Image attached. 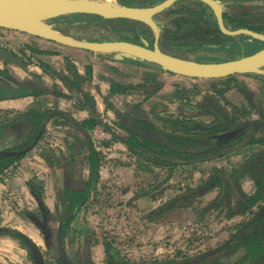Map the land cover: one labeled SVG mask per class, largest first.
I'll return each mask as SVG.
<instances>
[{
  "label": "flooded vegetation",
  "instance_id": "obj_1",
  "mask_svg": "<svg viewBox=\"0 0 264 264\" xmlns=\"http://www.w3.org/2000/svg\"><path fill=\"white\" fill-rule=\"evenodd\" d=\"M182 1L187 0H181L175 3L172 7L154 17L155 20L157 16L167 12L175 14V18L172 20V23L176 26L175 30H168L165 33L166 35H162L159 29L160 37L158 44L163 52L181 58H185L184 53H191L195 55L196 58H212L214 56L231 60L253 54L261 49H264V41L256 39L252 36L245 34L227 35L223 33L218 25L213 10L203 2L201 3L206 5L211 10L213 15L211 20L195 18L191 19L190 15L187 13H181L180 10L184 11L188 8H200L202 5L198 3H192L191 6L180 4ZM216 1L222 8L224 26L227 30L235 31L239 29H247L254 33L264 35V0H251V11L235 12L236 14L234 16H231L229 12L225 10V7H223L221 2L218 0ZM176 5H181V8H174ZM133 6L139 5L133 4ZM94 17H85V21L95 19ZM186 17H188V19ZM69 19L70 18L67 16L60 17L51 23L56 24L64 22L66 24L69 23ZM100 20L102 21V19ZM128 22H131L129 24H133V32L131 35H128L126 32L118 31L122 36H125L126 39L102 37L100 39L89 40H121L141 45H144V41H146L150 48H154L153 46L155 42V36L153 29L147 25L145 26L147 33L153 34L152 37H149V35L143 34V23H135V21L129 20ZM178 22L180 25H178ZM69 24H71V22ZM166 39H171L172 42L166 41ZM176 41L183 42L176 43ZM0 48L9 50L3 46H0ZM11 52L14 53L15 56L19 57L15 52ZM41 53L50 54L43 51H41ZM100 55L105 56L110 60H115L114 55L118 54ZM21 59L23 60V58ZM1 60L5 64H11L6 60ZM23 61L25 67L28 69L26 71L19 66L14 64L11 65L16 66L22 69L25 73L29 74L30 68L28 63L25 60ZM41 63L45 64L46 66H42ZM37 66L41 69L51 72L57 76V78H59L58 75L60 74L54 72L53 69L45 62H39ZM1 70L7 69L1 67ZM159 70L165 72L160 68ZM171 75L179 76L175 74ZM37 76L39 77L40 75L38 74ZM232 77H234L235 80L228 82V78ZM0 78L2 83L5 85H11L13 87L17 86L16 88L23 86L29 89L33 88L35 90H41L35 86L16 81L10 76V72L8 76ZM228 78L209 80L212 81L211 86L213 91L199 95L196 101L188 99L184 100V107L182 110L185 111L187 116L175 118L168 129L156 124L148 116L149 114H146V112L141 108L138 111L135 110L133 107L136 104L134 106L128 105L127 107H131L132 109H123L122 111L126 112H121L122 114L117 112L120 121L118 125H115L119 129L114 125L111 126L112 122L103 120L98 114L99 112L97 109L96 113H93V111L90 109L89 120L92 116H94L95 119H98L101 122V124L96 126L93 130L82 129L79 125L81 123H78L77 120L61 110L45 109L50 110L55 114L57 113V115L65 114L66 116L65 118L57 117L56 115V117H52L48 123H46V132L44 135L39 138L36 145L30 151H28L23 158H25L29 153L37 148V146H39L38 151L41 152L40 142L44 138L45 134L48 133V128L51 125L69 126L70 124L73 128L75 127L76 133L79 134L75 136V138L73 137L75 139V143H84L82 146L79 145V148L76 149L83 151L74 150V144V149L73 147L71 149L66 148L67 151L64 153L61 152L60 156L59 154L57 155L54 150L50 154H41L45 162L52 168L56 167L59 170H64L62 173V178L56 183L53 189L55 194L53 197L54 202L53 204L48 205V203L45 201V193L47 188L46 181L40 179L36 174H31L29 179L24 184L22 183L23 185L15 189L18 194L16 192L13 194L14 197L18 195L19 198L21 196L23 197L22 199L25 200V203H23L21 206L22 215H18L19 220L23 223V225H20V227L12 226L9 228L0 224V237L9 236L12 239L17 240L21 246L27 248L29 254L32 257L34 256L33 259L35 260V264H39L36 251L39 250L42 255V244L38 245L35 243L27 232L34 228L37 231L41 242L50 248L48 243V238L50 235V229L48 228L50 223L49 214L55 211L57 216L55 220L59 219L58 231H62L64 249L67 258L73 264H94L91 260V255L89 252L87 253L88 257L86 259H81L80 262L77 259H75L77 261L71 259L66 252L67 249L65 236L68 235L72 223L78 218L83 209L85 210L87 206H90L95 202L97 198L96 193L98 189L100 190L98 184L101 178L100 171L103 167L104 159H107V152L111 151V148L113 149L118 145L116 142H120L123 151H126L128 154L134 156L135 161H138L139 159L149 161L150 164L148 162L144 163L167 170L169 176L167 179L170 178L172 174H174V170L177 166H182L185 171L192 173L198 165H208L209 163H213L214 161L218 160L228 161L221 166H215L209 175L206 173L207 176L203 177V181H200L195 186H191L189 189L184 190L181 194H167L168 196L162 197L160 199L158 197L159 195L154 196L153 193L149 194L148 192L145 194L144 192H141V197L146 200H144L141 205L136 204L134 207L135 213L137 215L136 217H140L142 220L139 221L140 226L137 222L132 223L133 220H131L130 217H126V220H123V223L126 226L132 227L133 229H139V233L142 235H148L146 233H151V235L154 234V236H156L155 227H158L164 223L163 220L166 218V214H170L171 211L175 209L184 210L187 208L192 211L195 200L203 199L206 201V210L219 213L225 212L226 218L230 220L239 218V220H242V222H240L236 230L230 233L229 238L222 244L211 247L208 250L199 253L198 255H184V257L181 259L182 262L185 264L186 258L204 254L203 257H206V260H214L213 264H264V74L236 75ZM59 79L61 81V78ZM40 81H42L41 78ZM41 84H43V82H41ZM83 84L84 83L79 84L80 91H78L76 88L71 89H74L76 92L83 95ZM113 84L114 82L112 85ZM64 85L69 87L67 84ZM131 86H141V84ZM126 87L122 89L124 92L127 89ZM151 88L152 87H149V89ZM163 88L164 87H161V85L153 87L154 92L157 91L158 94L161 93L160 90ZM135 89L139 90L140 88L135 87ZM41 91L45 92L42 95H46L48 93L45 89ZM180 91L181 90H178L176 93H179ZM148 92L150 91H146L147 94H149ZM152 92L150 93L151 95L149 94V96H145V98L148 100L154 98V92ZM55 118H62L65 121L60 122L55 120ZM207 118L209 119L206 120ZM181 120L186 121V123L190 121L193 124H189V128L185 129L177 125V121ZM4 132V130L0 131V152L14 147L11 145H5L7 138L5 137L6 132L3 134ZM175 133H184V135L190 136L196 133L198 135L199 142L196 144V146L189 145L182 149V147L175 146L173 140L170 139V137L175 135ZM69 134L67 136H69ZM115 137L118 139H115ZM132 137H137L139 141L145 145V147H133L135 151H132V149L129 147V141ZM144 138L152 141V144L146 145L143 141ZM67 143V141H64V144L67 145ZM89 144H91L92 149H94L95 152L100 153V157L102 159L99 177L94 180L91 167L88 163L89 160L87 159L91 149ZM160 146L169 147L173 150V152H168L166 149H163ZM177 158H180L179 160L184 162H175ZM61 160H63V162L59 164ZM79 161L82 163L79 164ZM137 164L138 163H135L134 166L137 167ZM81 166L83 168L86 166L89 170V176L87 180L84 181L81 179L78 180L76 177L75 170ZM11 167L4 170L3 173L0 174V177H2L3 174H5ZM158 168H156L157 172H155V176H153L154 178L157 177L159 170ZM12 179L14 178L12 177ZM245 181L248 183L250 182L251 192H247L245 190ZM168 182H171V180H167V183ZM87 185H90L91 187L88 199L77 209L74 219L68 224V226L62 229V222L66 218L65 198L63 197L66 189L68 187L75 189L74 186H76L77 189H85ZM146 188L147 187H145L143 191L147 190ZM209 195L212 196L208 198ZM256 195H259L258 199L254 197ZM249 198H251V205L248 203ZM252 198L255 201H252ZM161 202L163 204H161ZM17 205L20 207L18 203ZM37 210L38 213H36ZM104 213H106V211ZM107 224L112 223L107 222ZM58 231L56 234V243ZM16 233H19V237L15 236ZM135 237L138 238L137 235ZM26 239L29 240L28 243ZM108 240H110V238H108ZM110 241L111 242L109 243H112L115 240ZM152 242L153 245L157 244V242L153 240ZM113 244L114 243H112V245ZM51 254L53 256L52 251ZM109 256L112 258L117 257L120 263L133 264L129 260H122L117 254H109ZM54 260L57 262V264H65L62 259L55 258ZM44 263L46 264L45 260Z\"/></svg>",
  "mask_w": 264,
  "mask_h": 264
},
{
  "label": "rangeland",
  "instance_id": "obj_2",
  "mask_svg": "<svg viewBox=\"0 0 264 264\" xmlns=\"http://www.w3.org/2000/svg\"><path fill=\"white\" fill-rule=\"evenodd\" d=\"M104 1L114 2V0ZM134 1L135 5H146L145 0ZM218 1L222 3L223 7H225V10H227L231 16H234L236 14L235 12L251 11V0ZM115 3H118V5H122L120 0H115ZM180 4L191 6L192 2L182 1L180 2ZM174 8L180 9L181 5H176ZM173 18H175V14L171 12L161 14L155 18L157 26L160 29L162 35H166L165 33L168 30L176 29V26L172 23ZM68 21L69 23L71 22V24H65L64 22L56 23L55 27L63 34L74 36L75 38L82 40L100 39L102 37L116 39L118 38L116 31L126 32L128 35H131V33L133 32V24L119 25L118 23H110L104 20L89 23L85 21V18H70ZM166 41L172 42L171 39H166ZM178 42L180 41H176V43ZM0 46L8 48L9 50L15 52L19 57L23 58V60L28 63L30 72L29 74H27L22 69L14 65L5 64L1 59L0 66L2 68H6L10 72V76L16 81L35 86L41 90L45 89L46 92L53 90V86H55L56 84L61 85V82L57 79V76H55L51 72L39 68L37 66L39 62H45L48 66L54 69L55 72L61 75H65L63 70L64 67L66 71L70 73L74 72L73 70H75V68H71V66L74 65V60L81 62V60L75 56V52H77L75 51V49L48 42L42 39H37L21 32L6 30L2 28H0ZM41 51L50 54H42ZM184 54L185 58L201 62H219L230 60L214 56L212 58H196L195 55L191 53ZM88 73L89 72H87V74ZM38 74L40 75L39 77L41 79H44L46 81L47 86L46 83L43 82V80L40 81V78L37 76ZM112 76H114V78L116 79H119V76L117 74H112ZM130 76H132V74ZM130 78H133V76ZM138 79L141 80V82H153L152 84H148L149 87H152V90H150V92L148 93H151L152 91L154 92L153 87H156L158 85L164 87L162 90H160V92L162 93L158 94L156 91L154 92L155 100H148L145 98V96H149V94H147L145 90L142 92V90H136L135 88H132L130 90L128 89L127 92L125 91L122 98H118L116 101H111L109 99V95H105V91L107 90V88L104 91H101L103 90L102 87L98 88L100 93L99 97L103 99L105 101V104L107 105L105 108V112L98 114L103 120L112 122L111 126H116L115 124L118 125L120 121L117 112H120V114H122L123 112H126L122 111L123 109H132L131 107H127L128 105H131L130 103L135 104V102L139 103L141 100H144L141 102L140 108L144 110L146 114H149L148 116L156 124L162 126L165 129H168L170 128L171 123L175 118L187 116L185 114V111L182 110L184 107V100L188 99L196 101L199 95L203 93H210L211 91H213V88L211 86L212 81L209 80H198L184 77H178L176 79L169 80L166 77L164 78L160 76L158 78V81L157 79H154L152 81L151 77L147 75H143V77L141 76ZM41 82H43V84H41ZM166 85L168 87L167 89ZM89 87L94 88L93 85H90ZM178 90L181 91L179 93H176ZM117 92H119V90ZM115 94L110 95L113 96ZM47 102L48 101H46L45 103ZM108 113H110V115ZM208 119L209 118H207L206 120ZM55 120H62L60 122L65 121L62 118H55ZM62 128L63 129L52 131L51 134L46 135V137L48 138L43 140L40 145L41 154H50L53 150L55 151V149L51 145L55 146L56 149H59V144L64 145V138L62 137V135H58L55 132L63 133L66 135L70 133L69 137H72L71 142L73 143V146L75 144V149L74 147L73 149L83 151L80 149H76L79 148V145L82 146L84 144H82L81 142H79V144L77 142L75 143V135L73 134H76V128H73L70 124L69 126L64 125ZM16 135L18 134L15 133V135L7 138L5 145L8 146L15 142L17 140V138L15 137ZM116 143H118V145L113 149L111 148V151L107 152L108 156L107 159H104L103 167H106L110 164L111 166H113L112 168H117L119 170V179L122 176L127 178V176L131 177L133 175H135L136 177L137 175L143 177L142 183L145 187L147 186V190H141L139 191V193H153L154 196L159 195L158 197L160 199L168 195L181 194L184 190H187L191 186H195L200 181H203V177L207 176L206 173L209 175L211 170L215 166H221L228 162L226 160H218L214 161L213 163H209L208 165H198L192 173L185 171L182 166H177L174 170V174H172L170 178L167 179V177H169L167 170L144 163L148 162L150 164L149 161L141 159L135 161L134 156L128 154L126 151H123L120 142ZM80 163L82 162L79 161V164ZM135 163H138L137 167L132 168ZM30 167L24 169L28 178L34 172ZM156 168H158L159 170L157 173V177L154 178L153 176H155L154 174L155 172H157ZM14 174H12V177L14 179L11 180V182H13L15 189H17L21 185L17 184L16 180L18 177ZM79 176L81 177V174ZM150 176H152L151 178L153 179L151 183L148 182ZM169 179L171 180V182L167 183V180ZM52 180L53 179H51V181ZM55 185L56 183L53 185L52 189H54ZM112 186L113 187L110 188H106L103 186L100 187V190L98 189L96 193L97 198L95 202L92 205L87 206L85 210L83 209L78 218L72 223L68 235L65 236L67 249L66 252L71 259H77L80 262L81 259H86L88 257L87 253L89 252L91 255V260L94 264H123L114 261L112 257H110L107 253L106 244L108 238H110V240H115L112 242L115 244H113V246L116 250V254L120 256L122 260H129L134 264H156L158 261L164 262V264H184L181 260L184 255H198L199 253H202L211 247L222 244L229 238L230 233L236 230L240 222H242V220H239V218L234 220L226 218L225 212L219 213L206 210V201H204L203 199H197L195 200L192 211L187 208L184 210L175 209L172 210L170 214H166V218H164L163 220L164 223L162 225H159L158 227H155L156 236H160L158 241H155L157 242L156 245H153V239H144L143 235L139 233L140 230L136 228L131 231V236L128 239L119 241L118 239H121L122 237L117 236L115 233L118 231L117 229H115L117 225L114 228L113 224H109V226H112L109 228L105 224V216L107 217L108 213H104V208H107V202L109 201L107 197L109 196V194H111V192H108V190H112L113 194L114 192H119V190H117L118 186ZM244 186L247 192H251L250 182L248 183L247 181H245ZM211 196L212 195H209L208 198ZM114 203L112 202L111 204L114 205ZM161 204L163 203L161 202ZM21 209L22 208L17 205L16 201H14V206L12 205V209H8L7 211L9 212H3V214L5 215V217L3 218L4 221H8V217L10 215H14V218L12 221H10V223H5L6 226L11 224L12 226L20 227V225H23L18 216L19 214L22 215ZM36 213H38V210ZM49 215L50 223L48 225V228L50 229V235L48 238V243L50 248L45 246L43 242H41V240H39V242L40 244H42L41 251L46 264H57V262L54 260L55 257L51 254V251L53 252V248H55L56 246V234L59 228V219L55 220V218L57 217L55 211L51 212ZM137 218L138 217L133 216V219L131 218V220H133L132 223L137 222L139 224V221H142L140 217L138 219ZM107 219H109V216ZM136 235L138 238L135 237ZM110 240H108V243L111 242ZM33 257L29 254L27 248L21 246L20 243L17 242V240L16 244L7 242V240H0V264H35V260L33 259ZM213 262L214 260H212L210 264H213Z\"/></svg>",
  "mask_w": 264,
  "mask_h": 264
},
{
  "label": "crops",
  "instance_id": "obj_3",
  "mask_svg": "<svg viewBox=\"0 0 264 264\" xmlns=\"http://www.w3.org/2000/svg\"><path fill=\"white\" fill-rule=\"evenodd\" d=\"M75 56L81 60V62H78L76 60L73 61L77 72L85 77V82L84 85H82V91L83 95L85 93L89 94L91 97H93L95 101V107L98 110L99 113L105 112L106 104L103 99H101L100 93L98 88L102 87L104 91L106 88L107 90L105 91V95H109V99L111 101H116L118 98H122L124 96V91L119 89V92H117L115 95L111 96V86L112 83H117L119 85H122L126 87L127 85H137L141 84V87L143 85H148L152 84L139 80L141 76L147 75L151 77V80L153 81L154 79L158 81V78L161 77H166L169 80H173L178 78L179 76H173L171 74H168L166 72H162L159 69L149 67V66H144L141 64H138L133 61H115L114 59L110 60L106 58L105 56H102L100 54L92 53V52H87V51H82V50H75ZM114 60V61H113ZM1 69V66H0ZM64 73L66 76L69 78H73L72 73L66 71L65 67L63 68ZM55 72V70L53 69ZM87 72H90L88 75ZM112 74H117L119 76V79L114 78ZM132 74L133 78H130ZM64 75V74H63ZM63 75H58L59 78H62ZM112 76V77H111ZM57 78L59 81L60 79ZM43 82L46 83L44 79H42ZM128 80V81H127ZM61 85L56 84L53 90L48 91V95H41L40 97H23V98H18V99H8V100H3L0 101V123L3 122H15L16 118L19 116L28 113L31 110H45V109H57L65 112L67 115L71 116L75 120H77L78 123H82L83 121H88L90 118V109L88 107H85V99L84 96L81 95L80 93L76 92L74 89H71L70 87L65 86L64 82L61 80ZM145 82V83H144ZM64 83V84H63ZM58 85V87H57ZM93 85L94 88H90L89 86ZM47 86V83H46ZM149 86V85H148ZM166 85V89H167ZM51 89V88H50ZM110 89V90H109ZM142 92L146 89H141ZM152 90V89H149ZM109 91V93H108ZM127 91V89H126ZM167 91V90H166ZM162 93V92H161ZM56 96H54V95ZM59 94H62V96H59ZM53 96V97H52ZM43 98V99H42ZM144 98V96H143ZM50 100V102H49ZM150 100H155V98H152ZM48 101L47 103H45ZM144 100H141L139 103H141ZM44 103V104H43ZM135 102V104H139ZM131 105H135L134 103H130ZM110 115V113H108ZM62 121V120H60ZM12 126L11 128H9ZM8 129L3 133L5 134L6 138H9L12 135H16L15 137L17 140L11 144V146H16L21 142L22 139V133L20 132L18 128V124H13L10 125ZM64 125L59 126H53L51 125L48 130L49 132L45 134L44 138L40 142V144L45 140L46 135L51 134L52 131L60 130L63 129ZM66 126V125H65ZM75 128V127H74ZM58 135H62L64 138L63 140L67 143V145L59 144L58 148L56 149L55 146L51 145L55 149V153L59 156L61 152H66L67 149H71L73 147V143L71 142V138L67 136L66 134L63 133H58L55 132ZM75 136L79 134H73ZM38 147L35 148L31 153H29L25 158H23L20 162H17L14 166H12L5 174H3L2 177H0V204L1 209H0V224L4 227H12L11 224L6 226V222L10 223V221L13 220L14 215H10L8 217V221H4L3 218L5 215L3 212H9L7 211L8 209H12V205L14 206V200L17 201V203L20 205V207L25 203V200H23L20 196L17 195L14 197V193L16 192L13 182H11L12 179V174L17 175V184L23 185L29 178L26 175L25 168L30 167L34 172L33 175L36 174L38 177L42 180H45L47 182V188H46V193H45V201L48 203V205L53 204V197L55 196L54 191L52 189L53 185L60 181V179L63 176L64 170H59L56 167L52 168L49 164L45 162V160L42 158L41 152L38 151ZM41 147V146H40ZM63 160L59 162L61 164ZM110 164L106 167H102L100 171V182L98 184V187H106L110 188L113 187L112 185L118 186L117 190L119 192L113 194L112 190H108V192H111L107 199H109L108 206L104 208V212L108 213V216H105V224L107 227H112L107 224V222L112 223L114 228L117 225L115 229L118 231L115 232L117 236L122 237L121 239H118L119 241L121 240H126L131 236V231H133L132 227L126 226L123 223V220H126V217H130L133 219V216L136 217V213L134 210V207L136 204L141 205V203L146 200L141 197V193L139 191L145 189L143 182V177L135 175L133 176H127L125 178L122 176L120 179L118 178L119 170L117 168H112ZM132 168H135L133 166ZM148 170V169H147ZM76 171V177L77 179L81 180H87L89 176V170L88 167L84 166V168L81 166ZM81 174V177L79 176ZM107 176V178H106ZM150 176L149 183L153 181V179ZM47 178V179H46ZM51 179H53L51 181ZM23 183V184H22ZM147 187V186H146ZM18 194V192H16ZM16 195V194H15ZM114 203L112 205L111 203ZM118 202V203H117ZM111 204V205H110ZM120 204V205H118ZM111 206V207H110ZM134 214V215H133ZM127 224V223H126ZM128 225V224H127ZM29 232V233H28ZM28 235L33 239L35 243L38 245L40 244L39 240H41L37 234V231L32 228L30 231H28ZM148 235H143L144 239H153V241H158L160 236H154V234L151 235V233H146ZM1 241L7 240V242H12L13 244H16V240L12 239L9 236H1L0 237Z\"/></svg>",
  "mask_w": 264,
  "mask_h": 264
},
{
  "label": "water",
  "instance_id": "obj_4",
  "mask_svg": "<svg viewBox=\"0 0 264 264\" xmlns=\"http://www.w3.org/2000/svg\"><path fill=\"white\" fill-rule=\"evenodd\" d=\"M181 0H163L151 6H125L104 0H0V28L25 33L59 45L96 54H118L115 60L124 58L157 66L165 72L200 80H215L236 75L264 74V49L253 54L219 62H201L173 56L159 47V28L154 17ZM208 5L214 12L218 25L227 35L245 34L264 41V35L247 29L229 31L224 26L222 8L216 0H197ZM92 15L102 20L124 19L141 22L154 31V48L121 40H82L59 32L55 19L70 15ZM0 58L23 70L24 61L9 50L0 48ZM226 136V135H224ZM209 186V185H208ZM206 187V186H205ZM62 231H58L53 256L65 264H73L65 254ZM39 264H45L39 250Z\"/></svg>",
  "mask_w": 264,
  "mask_h": 264
},
{
  "label": "trees",
  "instance_id": "obj_5",
  "mask_svg": "<svg viewBox=\"0 0 264 264\" xmlns=\"http://www.w3.org/2000/svg\"><path fill=\"white\" fill-rule=\"evenodd\" d=\"M160 1H162V0H145V4H146L145 6H151V5L156 4ZM187 1H190L192 3H198L202 6L200 8H195V9L188 8L187 10L185 9L184 11L180 10L181 13H187L188 15L191 16V19L195 18V19L211 20L213 15L211 13V10L206 5H204L201 2L196 1V0H187ZM120 2L122 5H125V6H133V4H135L134 0H120ZM67 17L72 18V19L73 18L74 19H82L85 17H94V16L77 14V15H71V16H67ZM94 18L99 19L96 17H94ZM186 18L188 19V17H186ZM95 19L87 20V22L90 23V22L100 21V19L99 20H95ZM108 22L118 23L119 25L129 24L128 20H124V19L108 20ZM178 25H180L179 22H178ZM145 26L146 25L142 24L143 34L149 35V37H152L153 34L152 33L148 34L146 29H145ZM116 34L118 36V39H126V37L122 36L120 32L117 31ZM114 57L117 58V55H114ZM123 61H130V60L124 58ZM136 63L144 65V66H149V67L159 69L157 66H155L153 64L140 63V62H136ZM41 65L46 66L43 63H41ZM71 68H73V69L75 68V70H73L74 72L72 73L73 78H69L68 76L63 75L61 80L65 84H67L70 88H76L78 91H80L79 84L86 81L85 77L81 76L77 72L75 65H72ZM8 75H9V72L7 70H1L0 69V77H6ZM234 80H235V78L232 77V78H228L227 81L231 82ZM16 87L17 86L13 87L11 85H5L4 83H2V80L0 78V100L17 99V98H23V97H27V96L39 97L45 93V92H42L41 90H35L33 88L29 89V88H25L23 86H20V88H16ZM135 87L140 88L139 90L146 89L145 91H150L148 85H143V87L130 85V86H127L126 88L130 90L132 88L134 89ZM121 88L124 89V86L114 83L112 88H111V94L117 93V91ZM59 96H62V94H59ZM84 97H85V101H86L85 107H88L89 109H91L93 111V113H96V107H95L94 99L87 93H85ZM140 107H141V103L136 104L133 108H135V110L138 111V110H140ZM55 115L57 117H62V118H65V116H66L65 114L57 115V113L55 114L54 112H52L50 110H45V111L31 110L28 113L23 114V115L19 116L18 118H16L15 122L0 123V131H3V130L6 131L8 129V127L10 125H12V123H13V124H18V128H19L20 132L22 133V135H21L22 141L19 144H17L16 146H14L10 149H5L2 152H0V174H2L3 171L6 170L7 168H9V167L13 166L14 164H16L17 162H19L25 156V154L28 151H30L36 145L39 138H41L44 135V133L46 132V123H48V121L52 117L53 118L56 117ZM100 124H101V122L98 119H95L94 116H92L90 120L85 121L79 125L82 129L93 130L96 126H98ZM189 124L191 125L193 123L190 121H188L186 123V121H184V120L177 121V125H179L182 128H185V129L189 128V126H188ZM11 127L12 126H10L9 128H11ZM115 139H118V138L115 137ZM170 139L173 140V142L175 143V146L182 147V149L185 146H189V145L196 146V144H198V142H199L198 141V135L196 133L191 135V136L190 135H184V133H175V135L171 136ZM143 141L146 145L152 144V141H150L147 138H144ZM89 146H91V144H89ZM129 147L132 149V151H135L133 149V147L144 148L145 145H143L137 137H132L131 140L129 141ZM160 147H162L163 149H166L168 152H173V150L170 149L169 147H165V146H160ZM87 159L89 160L88 163L91 167L93 180L97 179L99 177V170H100V166L102 163L100 153L95 152V150L92 149V146H91L90 154L87 156ZM179 159L180 158H177V160H175V162L181 163L182 160H179ZM74 188L75 189L68 187L65 191L64 196H63L65 198L66 218L62 222V225H61L62 229H64L66 226H68V224L74 219V215H75L77 209L81 205H83L84 202L88 199L89 193L91 190L90 185H87L85 187V189H77L76 186H74ZM254 197L256 199H258L259 195H256ZM248 201H249L248 203L251 205V198H249ZM252 201H255V200L252 198ZM15 236L19 237V233H16ZM26 241L28 243L29 240L26 239ZM106 251L110 255H114V254L116 255V250H115L114 246L112 245V243L106 244ZM203 256H204V254H201L199 256H194V257H188L185 259V262H186L185 264H210L212 260L211 259L206 260V257H203ZM112 259L116 262H119V259H117V257H113ZM156 264H164V262H158Z\"/></svg>",
  "mask_w": 264,
  "mask_h": 264
},
{
  "label": "bare ground",
  "instance_id": "obj_6",
  "mask_svg": "<svg viewBox=\"0 0 264 264\" xmlns=\"http://www.w3.org/2000/svg\"><path fill=\"white\" fill-rule=\"evenodd\" d=\"M107 2H113V1H107Z\"/></svg>",
  "mask_w": 264,
  "mask_h": 264
}]
</instances>
